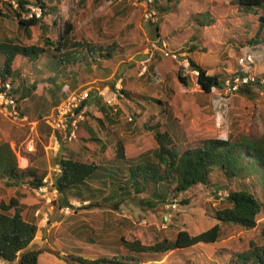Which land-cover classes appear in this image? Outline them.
I'll return each instance as SVG.
<instances>
[{"label": "rangeland", "instance_id": "rangeland-1", "mask_svg": "<svg viewBox=\"0 0 264 264\" xmlns=\"http://www.w3.org/2000/svg\"><path fill=\"white\" fill-rule=\"evenodd\" d=\"M165 3L166 0H155L154 3H150L149 0H58V2L53 0L52 4L57 6L58 13L54 10L49 12L41 21L43 26L51 28L54 19L57 18L56 15L59 14L64 22L67 20L74 25L75 42L84 44L90 42L97 50L107 49L113 44L119 47L115 50L112 61L99 58L96 51L94 58L99 60L98 65L87 56V61L82 60L70 67L69 79H62L64 83L69 84L71 78L75 76L77 90H92L90 98L95 99L97 104L84 106L86 110L83 122L93 128L102 143L98 146L90 145L92 150L87 151L84 150V142L79 140L77 135L76 140L64 144L69 151L61 150L54 156L49 150L51 146L49 125L38 123L32 130L30 122L18 125L0 108V144L10 145L16 154L20 169L34 168L39 170V175L47 169V173L54 178L57 174L53 169L58 160L70 157L75 152L96 163L112 159L118 139L126 140L129 157H135L155 148L152 132L145 129V125L153 116L158 117L161 123L172 126L175 135L181 139L173 148V152L178 156L188 149L202 146L209 140L264 144V91L258 90V87L252 88L256 99L239 93L226 94L224 89H215L211 94H204L196 82L194 71L188 68L189 62H183L185 59H192L205 69L208 75L228 78L237 71L240 57L251 55L255 64L251 65L248 71L257 75L264 73V50L257 48L258 50L253 51L252 47L246 45L242 47L239 42H233L238 37L236 34L225 36L228 32L225 26L227 15L236 13V9L229 4L230 0L182 1L181 13L190 11L204 13L211 9L210 13L216 19L215 25L199 17L207 24L206 27L187 22L182 15L176 13L161 14L159 7ZM0 8H3L1 4ZM5 10L7 13L10 12ZM10 20L15 19L11 17ZM156 24L161 26L166 35L164 39L157 40ZM250 24L246 34L249 33L250 38H253L256 34L253 32L256 22L250 21ZM13 26L14 23H8V20L0 23V43L6 41L3 38L7 33L2 31L6 29L13 34V38L18 39L17 42L14 41L15 44L46 47L44 46L46 36L41 31L32 32V38L26 40V36L20 35ZM154 43L159 44L157 49L152 48ZM162 49L180 57L176 67L167 60L169 58L164 55ZM75 51L83 52L79 48ZM5 58L0 54V71ZM36 64L39 63L30 64L27 59L21 63L20 71L29 77V82L40 77L34 74V68H31ZM111 64H115V69L111 75L106 76V69L110 68ZM179 67L184 68L183 75L189 79L187 87L177 79ZM104 82L115 83L116 92L110 88L106 98L117 104L113 109L121 112L120 125L109 126L106 121L101 125L97 120L102 118L94 116L100 114L98 110L100 107L108 106L98 94L108 87L107 84L101 88ZM51 85V82L43 77L37 91V94L43 96L45 102L49 104L50 94L46 91ZM122 87L130 95H140V98L132 97L130 100L131 96L125 97L120 92ZM155 99L162 103L156 102ZM24 104L32 102H21L22 106ZM163 110L169 112L168 115H162ZM129 118L133 119V124ZM85 127H82V130ZM85 135L88 136L87 133ZM29 138L36 140L34 149L36 151L33 154H27L24 150ZM212 181L216 183L215 187L198 185L175 196V199L171 195L170 201L156 210L147 207V204H141L139 200L111 207L103 204L99 196L85 198L89 194L86 189V192L79 191L82 196L74 189L67 202H64L60 194L54 197L48 192V198L52 203L47 205L45 199L39 197L35 190H31L27 185L12 188L6 186V182L3 181H0V202L10 200L17 193L30 199L29 201H37L38 203L26 214V218L36 222L38 226L36 246L45 251L39 257V264H67L64 257L68 251H72L73 255L86 257L85 250L89 248L96 253L111 255L99 241L93 246L85 244L86 226L103 235L104 240L111 238L109 240L112 241L123 236L127 240H139L147 246L154 245L164 237L172 239L179 231L198 235L212 228L216 221L213 219L211 209L220 206L227 197L225 195L229 194V187L234 185L225 181L218 173L212 177ZM91 186L102 187L101 183L93 181ZM139 197L142 198L144 195L141 194ZM58 204L64 205L62 207L64 209L69 207V212L61 214L62 208L59 209ZM38 209L49 213L50 221L44 228H41V217H36ZM81 226L85 228L78 229ZM80 230L84 236L80 235ZM42 235L45 239L43 243L40 239ZM251 241L264 244V212L259 216L256 228L251 231L229 229L222 241L217 244L170 252L158 261L146 264H229L231 254L246 251Z\"/></svg>", "mask_w": 264, "mask_h": 264}, {"label": "trees", "instance_id": "trees-1", "mask_svg": "<svg viewBox=\"0 0 264 264\" xmlns=\"http://www.w3.org/2000/svg\"><path fill=\"white\" fill-rule=\"evenodd\" d=\"M17 1L19 3L18 10L13 9L8 2L2 4L0 23L7 20L8 23L13 22L14 30L18 31L20 35H25L26 40L32 38V32L41 31L46 36L44 38V46L46 47L15 44L14 41L17 42L18 39L13 38L11 32L3 29L2 31L7 34L3 38L6 41L0 43V54L6 58L0 71V92L3 91L4 85L10 82L12 85L11 92L18 103L19 111L23 115H28L30 123L41 124L62 100L67 99L74 91H77L75 76L70 77L69 84L62 80L63 78L69 79L68 71L71 66L77 65L82 60L87 61V56L91 57V61L98 65L99 60L94 58L96 51H98L99 58L108 62L112 61L114 52L119 47L113 44L107 49L99 48L97 50L91 46L90 42L86 44L75 42L74 25L67 20L64 22L59 14L56 15L58 19H54L51 28L46 25L43 26L41 24L42 19L25 20L22 18V13L32 4L49 10L47 14L53 10L58 13L57 6L52 4L53 0ZM152 1L154 3L155 0ZM182 1L166 0L165 5L159 7V10L161 14L176 13L182 15L187 22H194L200 27H206L207 24L199 17H203V20L211 25L216 24V19L210 13L211 9L204 13L194 11L181 13L180 4ZM229 4L236 9V13H228L227 15L225 26L228 32L225 36L230 37L231 34H236L238 37L233 42H239L242 47L245 45L252 47L253 51H256L257 48L264 50V0H230ZM5 9L10 12L7 13ZM11 17L15 20L11 21ZM250 21L251 23L256 22V28H253V32L256 34L253 38H250L249 33L246 34V29H249L251 25ZM164 23L168 25L167 22ZM155 26L158 39H164L166 35L161 30V26L159 24ZM48 35L51 37L49 38ZM78 48L83 52L75 51ZM246 56L251 55L241 56L240 59ZM24 59H27L30 64L39 63L31 66L34 68L33 73L40 76L32 82H29V77L20 71ZM167 60L176 67L178 62L171 58ZM188 62L190 71L198 73L195 79L204 94H211L215 89L222 90L227 80H234L237 76L244 75L256 76L258 83L253 84L256 86L249 84L241 87L237 93L249 95L251 99H256L257 96L252 88L258 87V90L264 91V84H262L264 73L259 75L250 73L248 70L251 65L245 64L243 66L239 63L237 71L232 76L222 78L218 75H208L207 71L192 59H188ZM86 63L89 64V62ZM114 69L115 64H111V67L106 69V76L111 75ZM183 70V67H179L177 79L183 86L187 87L189 86V79L183 75ZM14 71L16 72L14 73ZM43 77L52 84L51 88L46 91L50 94L51 104L45 102L44 97L37 94ZM107 84L116 92L115 83L104 82L101 88ZM120 92L127 98L131 96L130 100L132 97L140 98V95H130L124 90V87ZM155 100L162 103L158 99ZM21 102H32V104L22 106ZM88 104H92L89 99L82 107ZM113 107H108L106 112L114 111L120 116L121 112L114 110ZM103 108L104 106L100 107L99 110L104 112L102 111ZM168 113L166 110L161 112L165 116ZM97 122L103 124L102 120H97ZM130 122L132 123L133 119ZM83 123L82 121L79 124L77 135L79 140L84 142V150L91 151L90 145L98 146L102 140L89 125L85 127L88 136H81ZM145 129L152 132L153 140L156 143L155 148L135 157H129L126 140L118 139L115 155L105 162H91L77 152L70 157L58 160L56 165L60 167L61 172L55 177L54 186L58 189L64 202H67V198L73 195L74 189L81 196V191L86 192L88 190L89 194L85 198H98L99 196L103 204L111 207L128 201L139 200L141 204H147V207L156 210L159 206L169 202L171 195L175 199V196L198 185L207 188L215 187L216 183L212 181V177L218 173L223 176L225 181L234 185L229 187V194L220 203V206L214 210L211 209L213 219L216 221L215 225L198 235L179 231L172 239L164 237L151 246L143 245L139 240H127L123 236H117V240L110 241L111 238L104 240L103 235L95 233L94 230L86 226V231H84L86 234L85 244L93 246L96 241H99L111 255L96 253L89 248L85 250L86 257L73 255L72 251H68L64 257L67 264H146L158 261L163 255L170 252L186 251L217 244L222 241L229 229L237 228L251 231L256 228L258 218L264 212V191L261 190L264 189L263 143L258 145L259 143L245 141L209 140L205 141L202 146L188 149L178 156L173 152V148L181 139L175 135L172 126L161 123L158 117L153 116L145 125ZM61 150L67 152L69 148L63 145ZM47 172L46 169L42 175H39V170L34 168L20 169L16 154L10 145L7 143L0 144V181L6 182V186L13 188L27 185L31 190H36L42 185V180L48 174ZM92 181L93 183H101V189L93 188L91 186ZM141 194L144 197L140 198ZM23 198V195L17 193L10 200L0 202V262L5 264H39V257L45 252L34 245L38 226L36 222L26 218L25 206L21 205ZM63 206L58 204L59 209ZM128 223L130 222L128 221ZM84 228L85 226H81L78 229ZM80 233L81 236H84L82 230ZM229 264H264V244L251 241L246 251L231 254Z\"/></svg>", "mask_w": 264, "mask_h": 264}, {"label": "built area", "instance_id": "built-area-1", "mask_svg": "<svg viewBox=\"0 0 264 264\" xmlns=\"http://www.w3.org/2000/svg\"><path fill=\"white\" fill-rule=\"evenodd\" d=\"M123 1V0H120ZM4 2H8L11 4L13 9H19V3L17 0H0V4L2 5ZM150 3H153L152 0H149ZM48 10L43 9L41 6L32 4L28 6L27 10L22 13V18L25 20L30 19H43L47 15ZM158 43H154L152 45L153 49L158 48ZM162 45V43H161ZM166 46V45H165ZM164 55L168 58L173 59L178 62L180 57L175 53L165 52L162 49ZM183 62H188L185 59ZM241 65L247 64L248 66L255 64L254 59L251 56H246L239 60ZM194 75L198 76V73L194 71ZM258 83V79L256 76H237L234 80H227L223 85V89L226 94L233 95L240 91L241 87H245L249 84ZM264 84V81H262ZM256 86V85H253ZM12 85L10 82L4 85L3 91L0 92V108L2 112L11 120L15 121L18 125H24L29 123L28 116L23 115L18 108V103L15 99V96L12 94ZM92 90L91 89H78L74 91L67 99L62 100L57 107L52 111V113L44 119V123L51 128V146L49 150L53 152L54 156L61 151V148L66 143H71L77 138V131L79 124L85 119V108L82 105L90 98ZM110 92V88L107 87L100 91L99 97L103 99V101L108 106H115L113 101L106 98L107 94ZM82 107V108H81ZM80 111L78 112V110ZM132 121L131 118L128 119ZM32 126V130L37 127V122L29 123ZM35 138H29L25 143V151L27 154H33L36 150L35 147ZM53 172L60 174V167L56 165L53 169ZM56 176V177H57ZM51 174L46 175L42 180V185L35 190L36 194L39 197L45 199L47 205L52 203V200L48 198V192H51L54 197H56L59 192L58 189L54 186L55 177ZM228 196V195H225ZM61 214H67L69 212V207L66 209L62 208L60 210ZM36 217H41V228H44L49 224L50 217L49 213H44L41 209L36 211Z\"/></svg>", "mask_w": 264, "mask_h": 264}, {"label": "crops", "instance_id": "crops-1", "mask_svg": "<svg viewBox=\"0 0 264 264\" xmlns=\"http://www.w3.org/2000/svg\"><path fill=\"white\" fill-rule=\"evenodd\" d=\"M158 39V38H157ZM83 87V86H82ZM113 94V93H112ZM92 95V93H91ZM90 101L92 102V104L96 105L97 104V101L93 98H90ZM117 105V104H115ZM99 110V109H98ZM108 110V106L105 107L102 109V111L104 112H101V110H99L100 114L98 113L97 115H94L96 118H102V121L104 123V121H106L108 123L109 126H112V125H117L119 124L120 125V117L115 114L113 111L110 112V113H107L106 111ZM104 114L106 115L104 117ZM121 115V114H120ZM100 116V117H99ZM123 120V119H121ZM84 126H88L87 123H84L83 124V127ZM85 133H88L87 130L85 128H83V130H81V133L80 135L83 136V137H86ZM84 147V146H83ZM82 153V152H81ZM26 161V160H25ZM78 194V193H77ZM30 199H27L26 197H24L21 201V205H24L25 208H24V213L25 215L28 214L30 211H31V208L33 206H35L38 202L35 201V200H32V201H29ZM29 202V203H28ZM41 239V242L43 243L45 241L44 239V235H42V237L40 238ZM38 241V237L36 238V240L34 241V245L36 246V242ZM0 264H5L3 262H1Z\"/></svg>", "mask_w": 264, "mask_h": 264}, {"label": "clouds", "instance_id": "clouds-1", "mask_svg": "<svg viewBox=\"0 0 264 264\" xmlns=\"http://www.w3.org/2000/svg\"><path fill=\"white\" fill-rule=\"evenodd\" d=\"M255 63V62H254ZM114 94V93H113Z\"/></svg>", "mask_w": 264, "mask_h": 264}]
</instances>
